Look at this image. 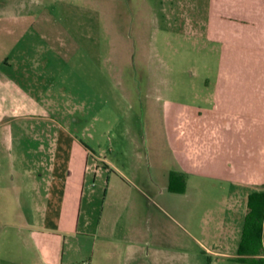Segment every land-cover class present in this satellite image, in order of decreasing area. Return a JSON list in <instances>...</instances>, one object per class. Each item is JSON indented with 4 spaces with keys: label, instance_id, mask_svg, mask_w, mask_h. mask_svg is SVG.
Here are the masks:
<instances>
[{
    "label": "rangeland",
    "instance_id": "1",
    "mask_svg": "<svg viewBox=\"0 0 264 264\" xmlns=\"http://www.w3.org/2000/svg\"><path fill=\"white\" fill-rule=\"evenodd\" d=\"M207 7V0H0L1 28L14 14L30 19L8 39L17 46L0 73L17 79L42 110L10 124L15 136L17 126H28L41 138L76 137L90 165L112 166L117 190L127 191L133 249L136 229L148 235L137 254L120 245L113 264H259L239 255L248 201L230 183L189 175L172 185L184 193L169 189L173 149L188 138L176 134L191 128L176 113L205 115L220 79L221 46L192 35L196 27L206 32ZM104 171L89 177L101 195L96 209L108 191ZM156 173L158 188L145 181ZM0 257V264H34L31 252L13 246Z\"/></svg>",
    "mask_w": 264,
    "mask_h": 264
},
{
    "label": "crops",
    "instance_id": "2",
    "mask_svg": "<svg viewBox=\"0 0 264 264\" xmlns=\"http://www.w3.org/2000/svg\"><path fill=\"white\" fill-rule=\"evenodd\" d=\"M207 2L206 32L196 27L192 35L221 46L220 79L205 115L178 109L176 118L191 128L176 134L188 138L173 149L177 166L168 180L172 175L224 180L248 201L264 191V0ZM8 17L7 28L0 22L5 67L17 46V41L9 46L8 39L22 32L18 23L28 27L30 21ZM0 74V253L6 245L17 247L21 255L31 252L34 264H113L120 245L129 255L139 253L148 235L136 229L139 242L135 249L129 243L134 221L124 209L127 191H118V176L111 175L114 168L90 165L88 148L67 131L41 138L32 128L17 126L15 136L10 124L32 121L42 110L17 79ZM103 170L110 173L108 191L96 209L101 195L90 189L89 177L104 178ZM159 176L145 181L158 188Z\"/></svg>",
    "mask_w": 264,
    "mask_h": 264
},
{
    "label": "trees",
    "instance_id": "3",
    "mask_svg": "<svg viewBox=\"0 0 264 264\" xmlns=\"http://www.w3.org/2000/svg\"><path fill=\"white\" fill-rule=\"evenodd\" d=\"M175 181H179V178L172 175L170 178V192L184 193V186L178 190L172 188ZM247 206L248 213L245 217L239 255L243 258L254 259L259 264H264V191L254 192L249 195Z\"/></svg>",
    "mask_w": 264,
    "mask_h": 264
},
{
    "label": "built area",
    "instance_id": "4",
    "mask_svg": "<svg viewBox=\"0 0 264 264\" xmlns=\"http://www.w3.org/2000/svg\"><path fill=\"white\" fill-rule=\"evenodd\" d=\"M83 264H89L88 262H84Z\"/></svg>",
    "mask_w": 264,
    "mask_h": 264
}]
</instances>
